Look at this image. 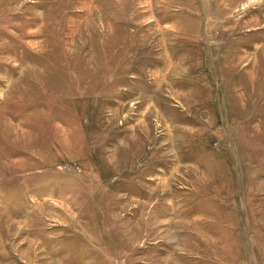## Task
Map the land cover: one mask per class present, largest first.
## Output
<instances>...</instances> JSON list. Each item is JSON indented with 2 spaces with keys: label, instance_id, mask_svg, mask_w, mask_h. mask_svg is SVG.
Instances as JSON below:
<instances>
[{
  "label": "rangeland",
  "instance_id": "obj_1",
  "mask_svg": "<svg viewBox=\"0 0 264 264\" xmlns=\"http://www.w3.org/2000/svg\"><path fill=\"white\" fill-rule=\"evenodd\" d=\"M0 264H264V0H0Z\"/></svg>",
  "mask_w": 264,
  "mask_h": 264
}]
</instances>
